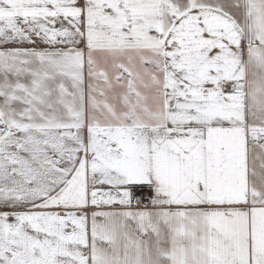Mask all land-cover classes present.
<instances>
[{"label": "snow or ice", "instance_id": "obj_1", "mask_svg": "<svg viewBox=\"0 0 264 264\" xmlns=\"http://www.w3.org/2000/svg\"><path fill=\"white\" fill-rule=\"evenodd\" d=\"M0 264H264V0H0Z\"/></svg>", "mask_w": 264, "mask_h": 264}]
</instances>
